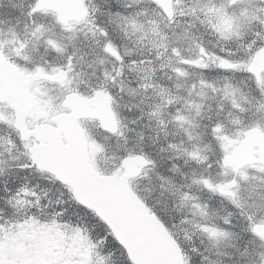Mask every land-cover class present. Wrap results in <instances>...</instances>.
I'll return each mask as SVG.
<instances>
[{
    "label": "snow or ice",
    "instance_id": "obj_1",
    "mask_svg": "<svg viewBox=\"0 0 264 264\" xmlns=\"http://www.w3.org/2000/svg\"><path fill=\"white\" fill-rule=\"evenodd\" d=\"M0 264H264V0H0Z\"/></svg>",
    "mask_w": 264,
    "mask_h": 264
}]
</instances>
